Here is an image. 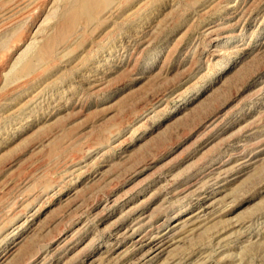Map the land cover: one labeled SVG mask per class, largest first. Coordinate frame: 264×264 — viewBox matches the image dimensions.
I'll return each mask as SVG.
<instances>
[{
    "label": "rangeland",
    "instance_id": "374dc122",
    "mask_svg": "<svg viewBox=\"0 0 264 264\" xmlns=\"http://www.w3.org/2000/svg\"><path fill=\"white\" fill-rule=\"evenodd\" d=\"M109 2L0 0V264H264V0Z\"/></svg>",
    "mask_w": 264,
    "mask_h": 264
},
{
    "label": "bare ground",
    "instance_id": "6f19581e",
    "mask_svg": "<svg viewBox=\"0 0 264 264\" xmlns=\"http://www.w3.org/2000/svg\"><path fill=\"white\" fill-rule=\"evenodd\" d=\"M110 3L109 0H80V5L78 7V9L73 13V16L76 17V16H79L81 13L83 15H85L86 17H89L91 18L93 12L98 8H100L102 6H105L106 8V4ZM104 9V8H103ZM83 19V18H82ZM84 20V19H83ZM93 20V18H92ZM49 45V44H48ZM48 45H45V50L43 51H46L47 50V47H49ZM50 49V48H49ZM40 50V52L42 51ZM48 52V50L46 51ZM36 54V53H35ZM38 57V56H36ZM39 58V57H38ZM30 62H32L30 60ZM30 62H26L23 64V69L24 70H27L29 69L30 66L33 65V62L32 64H30ZM36 63V62H35ZM18 65V64H17ZM20 68V67H19ZM32 67H30L31 69ZM29 71V70H27ZM26 72V71H25ZM18 78V77H17ZM203 183V182H202ZM209 205V204H208ZM203 206H207V205H203ZM202 206V207H203ZM210 206V205H209ZM201 211V210H200ZM205 214V213H204ZM200 216V215H199ZM204 216V215H203ZM144 217V216H143ZM202 217V216H201ZM200 217V218H201ZM204 218V217H203ZM196 219V216L194 218H190V219H187L186 222L184 223L183 226L185 225H188V222H193L194 220ZM144 221V220H143ZM178 224V223H177ZM177 226V225H175ZM174 227V226H173ZM187 227V226H186ZM171 229H168L166 230L165 232H163L161 235L159 236H155V237H152V238H146V236H142V238H138L136 239L133 244H132V247L136 250H138L140 252V255L142 253V256H143V259L147 258V260L144 261V264L151 261L152 258L154 257H157V256H160L164 253H166L168 251V249L175 243V239H174V236L171 234ZM153 234V233H152ZM146 235V234H145ZM132 249V248H131ZM133 250V249H132ZM124 254V253H123ZM135 254V253H134ZM141 256V257H142ZM108 259V258H107ZM2 260V259H1ZM122 260V259H121ZM98 262V261H97ZM95 262V263H97ZM101 263V262H100ZM108 263V262H107ZM119 263V262H118ZM127 263V262H126ZM90 264H93V262L91 261ZM99 264V262L97 263ZM102 264V263H101Z\"/></svg>",
    "mask_w": 264,
    "mask_h": 264
}]
</instances>
